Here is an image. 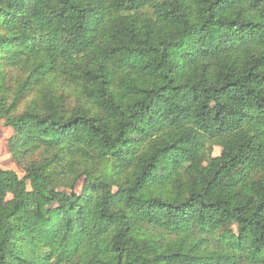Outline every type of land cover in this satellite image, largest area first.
I'll use <instances>...</instances> for the list:
<instances>
[{"label":"trees","instance_id":"obj_1","mask_svg":"<svg viewBox=\"0 0 264 264\" xmlns=\"http://www.w3.org/2000/svg\"><path fill=\"white\" fill-rule=\"evenodd\" d=\"M0 120V264H264V0H0Z\"/></svg>","mask_w":264,"mask_h":264},{"label":"rangeland","instance_id":"obj_2","mask_svg":"<svg viewBox=\"0 0 264 264\" xmlns=\"http://www.w3.org/2000/svg\"><path fill=\"white\" fill-rule=\"evenodd\" d=\"M13 131L10 127L3 125L2 120H0V166L6 169L14 170L18 176L21 178L24 176V171L22 167L18 164V160L11 153L8 145V139L12 135ZM220 153V148L215 146L212 151L213 156H217ZM28 188L29 182H27Z\"/></svg>","mask_w":264,"mask_h":264}]
</instances>
